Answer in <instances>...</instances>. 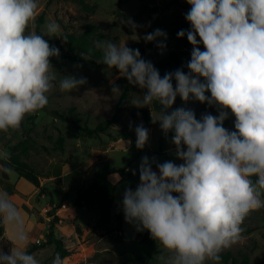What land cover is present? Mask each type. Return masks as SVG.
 Listing matches in <instances>:
<instances>
[{
  "label": "clouds",
  "instance_id": "clouds-1",
  "mask_svg": "<svg viewBox=\"0 0 264 264\" xmlns=\"http://www.w3.org/2000/svg\"><path fill=\"white\" fill-rule=\"evenodd\" d=\"M186 2L190 27L177 36L192 45L187 72L181 68L161 77L139 49L110 41L100 47L104 65L145 90L134 105H160L152 122L158 121L165 135L174 133L175 156L183 161L142 158L139 184L123 193L125 221L148 231L168 251L166 264H219L223 251L243 241L246 217L264 208V0ZM38 7L37 0H0V132L18 130L27 115L45 108L56 81L51 58H59V48L30 30ZM46 30L48 37H58L61 26L53 21ZM143 39L159 40L157 47L164 49L167 33L155 29ZM86 82L63 76L59 88L71 93ZM178 96L184 102L194 97L218 115L206 112L197 119L191 109L168 111ZM229 113L234 130L224 127ZM135 133L142 149L148 129L141 124ZM9 157L0 151V161ZM0 171L15 175L6 163H0ZM0 222L8 226L13 244L0 251V264H40L27 251L25 219L6 190H0ZM51 264L64 260L57 253Z\"/></svg>",
  "mask_w": 264,
  "mask_h": 264
},
{
  "label": "rangeland",
  "instance_id": "rangeland-1",
  "mask_svg": "<svg viewBox=\"0 0 264 264\" xmlns=\"http://www.w3.org/2000/svg\"><path fill=\"white\" fill-rule=\"evenodd\" d=\"M37 2L39 7L30 30L34 28L36 31V20L44 13L40 33L46 39L58 40L63 33L80 34L88 25L95 24L101 38L92 45L102 52L100 44L104 41L120 46L126 44L156 61L166 60L171 52L184 58L187 52L192 51V47L184 48L182 45L186 36H177L180 22L188 24L184 17L181 18L190 8L186 0H155L156 11L144 10L139 0ZM53 21L61 26L57 34L59 38L47 36L46 24ZM155 29L167 33L164 49L157 47L159 40L146 42L143 39ZM52 64L56 81L47 94V106L35 114L27 115L18 130L0 132V151H7L10 156L21 154L23 160L40 175L41 186L52 192L55 206L59 207L56 214L52 215L48 195L41 193L39 188L18 174L4 179L0 171V190L9 193L25 219L29 234L27 250L35 244L45 243L51 222L54 216H58L55 236L62 241L68 254L62 256L54 245L41 247L33 253L40 264H51L57 253L63 258L64 264H166L168 251L159 242L153 248L143 244L137 234H145L146 230L137 231L134 224L127 223L123 211L121 231H108L117 225L114 208L112 221L107 227L100 223V212L96 204L89 208L78 207L75 201L76 190L88 189L94 174L103 166L137 172L145 156L150 160L155 157L158 163L161 159L163 162L171 160L176 164L183 163L175 156L176 149L172 143L174 133L170 131L165 135L159 122H152L153 118L159 117V113L151 110V105L137 107L133 104L134 101L142 100L143 90L132 85L129 101L119 122L100 136L89 137L83 127L94 129L112 116L127 79L120 76L118 70L100 67L95 62L75 63L64 60ZM63 76H74L77 79L83 77L87 82L71 93L64 92L59 88ZM180 107L193 110L197 119L206 112L218 115L215 107L200 103L194 97H190L187 102L182 101ZM147 109L151 110L152 127L148 129L147 143L140 149L135 143V128L141 124L145 127L144 111ZM234 120L235 117L229 113L224 127L229 125L228 129L232 130ZM60 139L64 140L63 151ZM23 148L26 153H22ZM59 169H62L61 174L57 176ZM110 181L116 185L115 204L122 203L125 189L132 188L133 182H122L116 174L110 176ZM246 225L256 227V230L243 234L242 242L221 253H231L237 259L236 263L230 260L229 264H240L243 255H248L253 262L264 259V210L251 212L243 222V229ZM3 226L0 251H8L13 246L11 232L7 225L3 223ZM207 264L214 262L208 261ZM219 264L224 263L220 260Z\"/></svg>",
  "mask_w": 264,
  "mask_h": 264
},
{
  "label": "trees",
  "instance_id": "trees-1",
  "mask_svg": "<svg viewBox=\"0 0 264 264\" xmlns=\"http://www.w3.org/2000/svg\"><path fill=\"white\" fill-rule=\"evenodd\" d=\"M142 8L147 11H156V7H154L155 0H139ZM184 15H181L183 19ZM44 23V13L38 16L36 20V32L40 33V27ZM189 25L183 21L180 22V30H187ZM101 38V34L99 33V28L95 24H90L86 28V30L80 34L76 33H63L58 40H50L46 39L51 46H55L60 50L59 58L53 57L51 58V63L58 64L64 60H69L75 63H86V62H95L100 67H107L103 64V52L92 45L95 40ZM66 41V42H65ZM182 45L184 48H190L192 45L188 42L187 37H185L182 41ZM136 49V48H133ZM141 57L147 61H151L155 68L159 70L161 77L167 72H173L177 69L183 68L185 72L188 71L186 65L188 61L191 59V52H187L184 58H181L175 52H171L166 60L156 61L154 58L141 55ZM112 69V68H110ZM113 70H117L114 69ZM173 85L175 87V81H173ZM132 84L128 81L118 99V103L115 107V110L112 116L109 119L103 121V123L99 124L96 128L91 129L87 126L83 127V131L89 137L100 136L102 133L107 132L110 126L119 122L120 116L122 112L125 110L127 103L129 101V97L131 95ZM143 90V94H144ZM182 102L181 98L178 96L176 101L172 107L168 111H171L175 108H178L179 104ZM151 105V110L156 111L160 114V105L156 102H153ZM150 109L144 111L145 113V127L147 129L152 127L151 119H150ZM64 140L60 139L61 149L64 150L63 146ZM22 153H26L25 148H23ZM1 163H6L7 166L12 167L15 170V173L19 175V177L26 179L28 182L34 184L35 187L39 188L41 193L49 196V204L52 208V215L56 214V210L59 208L55 206L54 199L52 197V192L44 186H41L40 183V175L35 171V169L26 161L23 160L21 154H15L9 157V160ZM160 163H163V160H160ZM153 170L156 169L155 164L152 165ZM61 170L59 169V174H61ZM128 172L123 168H111L109 166H103L99 168L93 177V182L91 186L82 191L80 189L76 190L77 199L75 201L76 206L78 207H91L93 204L98 206L100 212V223L104 226L109 227L112 221V209L115 210V219L117 222L116 227L109 229L108 231H121L122 228V203L115 204V194H116V185H114L110 181L111 175H118L121 178L122 182H133V187L131 189H135L139 184V171ZM2 176L4 179H8L9 176L2 172ZM255 179V178H253ZM264 210V208H261ZM259 209V210H261ZM258 211V210H257ZM255 212V211H253ZM59 221L58 216H54L51 225L50 231L46 236V241L43 245H33L27 251L29 254L35 253L38 249L44 246L54 245L56 250L61 253L62 256H67L68 251L63 247L62 241L58 240L55 236V228L56 224ZM4 226L3 223L0 222V235L3 234ZM256 230V227H251L246 225L244 228V235L250 234ZM138 237L141 238V242L154 247L156 241L153 240L148 231L145 234H137ZM221 261L224 264H229L230 260H233L234 263L237 262V259L233 257L231 253L220 254ZM240 264H264V259L253 262L251 261L248 255H243Z\"/></svg>",
  "mask_w": 264,
  "mask_h": 264
},
{
  "label": "crops",
  "instance_id": "crops-1",
  "mask_svg": "<svg viewBox=\"0 0 264 264\" xmlns=\"http://www.w3.org/2000/svg\"><path fill=\"white\" fill-rule=\"evenodd\" d=\"M226 128H229V125H227ZM232 130H234V127L232 128Z\"/></svg>",
  "mask_w": 264,
  "mask_h": 264
}]
</instances>
